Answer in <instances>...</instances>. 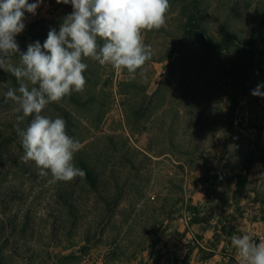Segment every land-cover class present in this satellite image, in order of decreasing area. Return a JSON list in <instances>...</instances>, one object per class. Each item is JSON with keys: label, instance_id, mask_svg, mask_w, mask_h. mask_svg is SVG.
Listing matches in <instances>:
<instances>
[{"label": "rangeland", "instance_id": "obj_1", "mask_svg": "<svg viewBox=\"0 0 264 264\" xmlns=\"http://www.w3.org/2000/svg\"><path fill=\"white\" fill-rule=\"evenodd\" d=\"M72 11L43 0L25 12L27 45ZM263 15L264 0H170L165 27L144 33L153 57L143 76L85 58L84 91L42 115L63 117L81 141L74 164L92 185L49 187L50 175L22 162L15 105L0 93V264L159 263L171 239L181 251L172 264H239L231 237L264 239V97L251 95L264 68L238 77L248 56L220 50L219 32L227 20L248 35ZM189 20L200 31L186 35Z\"/></svg>", "mask_w": 264, "mask_h": 264}, {"label": "clouds", "instance_id": "obj_2", "mask_svg": "<svg viewBox=\"0 0 264 264\" xmlns=\"http://www.w3.org/2000/svg\"><path fill=\"white\" fill-rule=\"evenodd\" d=\"M71 4L73 11L63 18L57 31L51 28L41 45L35 41L21 51L16 36L25 29V12L36 14L43 0H0V69L10 73L16 87L4 93L16 115V131L23 148L22 162H33L46 185L84 178L86 173L74 164L82 148L80 140L67 132L63 117L42 115L47 105L60 102L73 92H83L84 75L91 58L101 66L127 72L130 79L144 75L145 64L153 49L144 42V33L166 25L170 0H56ZM13 57H18L13 62ZM264 84H258L251 95L264 97ZM31 117L26 127H20ZM83 123V122H82ZM264 180V173L260 174ZM44 208L38 210V215ZM239 264H264V239L245 232L231 237Z\"/></svg>", "mask_w": 264, "mask_h": 264}, {"label": "trees", "instance_id": "obj_3", "mask_svg": "<svg viewBox=\"0 0 264 264\" xmlns=\"http://www.w3.org/2000/svg\"><path fill=\"white\" fill-rule=\"evenodd\" d=\"M198 13H195V17H197ZM185 28V34L187 35L191 31L197 32L200 31V27L198 25H195V23H192V20L187 21V23L183 26ZM235 29H231L229 27L228 29V22L227 20H224L222 23L221 29H220V37L221 42L219 45V49L223 52H230L235 49L241 50L244 54L248 56L246 60V64H242L238 66V71H236L238 77H244L247 76L248 73L254 71V69H260L264 68V50L258 47V42L260 38V33L264 30V15L261 17L258 27L255 29L250 30L251 32L247 35L234 33ZM16 41L20 47L21 51H26L27 49V31L24 29V31L19 34L16 38ZM210 44V40H209ZM210 48L212 46L214 47V43L211 42V45H209ZM170 58V57H169ZM13 59H18V57H13ZM178 68V67H177ZM185 67H179L178 70H184ZM258 72V71H256ZM0 74L3 76V79L1 80V86H0V93L2 94V99H4V93L7 91L9 87H16L17 83L15 78L10 74L6 73L4 70L0 69ZM75 98L73 97L72 100ZM3 150H1L0 147V159L2 158ZM80 168L83 169L86 173L85 178L89 182L90 185L93 184L91 178H90V172L88 167L81 163Z\"/></svg>", "mask_w": 264, "mask_h": 264}, {"label": "crops", "instance_id": "obj_4", "mask_svg": "<svg viewBox=\"0 0 264 264\" xmlns=\"http://www.w3.org/2000/svg\"><path fill=\"white\" fill-rule=\"evenodd\" d=\"M231 223H235L233 219H228ZM176 238L179 240V238L176 236ZM176 242V239H171L169 241V245L167 248L164 249V255L160 259L159 263H153L152 261L148 262L147 264H172L174 256H178V253L180 254V250H178L176 247L172 246V243ZM179 243V242H176Z\"/></svg>", "mask_w": 264, "mask_h": 264}]
</instances>
